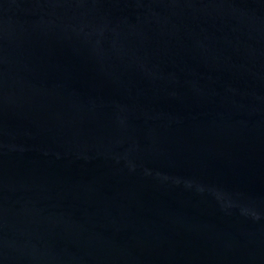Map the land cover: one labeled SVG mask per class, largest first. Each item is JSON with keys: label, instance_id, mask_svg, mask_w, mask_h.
<instances>
[{"label": "water", "instance_id": "95a60500", "mask_svg": "<svg viewBox=\"0 0 264 264\" xmlns=\"http://www.w3.org/2000/svg\"><path fill=\"white\" fill-rule=\"evenodd\" d=\"M0 264H264V0H0Z\"/></svg>", "mask_w": 264, "mask_h": 264}]
</instances>
